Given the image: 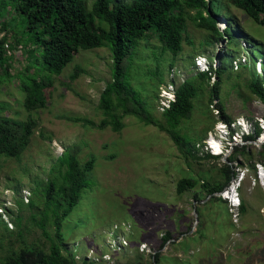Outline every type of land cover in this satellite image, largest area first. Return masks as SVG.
I'll use <instances>...</instances> for the list:
<instances>
[{"label": "rangeland", "instance_id": "obj_1", "mask_svg": "<svg viewBox=\"0 0 264 264\" xmlns=\"http://www.w3.org/2000/svg\"><path fill=\"white\" fill-rule=\"evenodd\" d=\"M212 7L219 15L217 28L222 30L226 19L228 31L239 43L237 51L230 49L234 53L232 60H229L230 50H226V36L211 40L209 31L196 27L186 15L182 48L174 57L168 51L159 55V42L148 34V38L140 41L142 44H136L122 61L124 68L128 67L126 80L137 86L147 111L160 120V112L174 100L175 86L200 68L206 70L210 66L214 70L219 66L218 55L224 54L227 66L221 73L217 97L211 96L208 102L206 91L215 78L207 75L208 82L203 83L202 93L192 99L190 115L179 123V133L200 136L192 142V154L201 157L199 159L183 158L163 130L143 124L131 115L121 118L122 127L118 131L109 126L98 127L101 119H108L98 107V95L110 80L109 48L80 49L59 73L48 71L41 63L33 32L25 29L22 17L9 7L0 9L2 19L7 23L3 52L7 55L11 51L5 66L8 77L3 74L4 66L0 67V117L21 120L29 116L35 122L19 159L0 160V256L20 244L16 235L18 230L25 243L44 249L48 247V240L29 220L35 210L16 209L14 200L20 198L27 202L33 185L46 181L53 160L65 147L74 146L81 160L88 155L95 158L89 174L91 186L80 192L77 204L67 216L71 223L76 221L61 226L62 230L65 226L64 244L78 264H125L136 253H140L142 261L148 262L149 253L159 247L164 232H169L172 236L169 241L174 242L189 234L197 222L193 209L198 203L192 198L191 190L175 192L176 180L189 172L214 180L218 176L217 168L231 156L234 176L214 193L224 200L226 214L216 215L212 206L206 219L209 222L204 223L203 237L197 241L187 240L186 250L166 241L159 251L175 257V264H264V181L260 183L262 172L257 173V169L263 167L260 161L264 160V140L261 139L264 138V123L260 118L263 107L246 86L251 77L247 70L251 60L256 75L261 77L264 73L263 58L258 57L260 54L255 48L264 47V25L252 21L227 0H213ZM2 33L0 31V36ZM5 42L11 46L5 47ZM143 43L148 44L147 48ZM197 56L203 57L199 59L200 68L194 61ZM171 59L172 65L168 67L167 62ZM239 63L246 69L240 68ZM75 71L76 76L70 78ZM161 77L162 82L156 87ZM32 78L48 79L51 83L44 89V105L26 110L24 92L19 85ZM219 102L226 106V115H230L229 126L236 119L247 131L257 126L260 130L257 138L245 140L236 136L230 145L226 133L228 126L225 123L223 128L216 125L223 123L217 109ZM73 118H86L94 125H85ZM221 130L226 132L222 134ZM234 131H239L238 127L234 126ZM206 141L217 147L211 144V152L206 150ZM219 145L226 147L221 155L202 158L205 153L213 155ZM233 145L238 149L245 146L247 152L235 151ZM237 181L236 195L244 202L243 212L238 206L229 204V200L233 205L239 204L234 202L236 195L232 191L230 194L227 191L229 198L224 199L226 188ZM13 186L19 189L16 193L11 189ZM15 214L20 215L19 221L14 220ZM35 216L39 217L38 214ZM3 225L7 230L1 232ZM45 225L52 234L50 222ZM75 225V229L71 228ZM128 237L137 242L129 244Z\"/></svg>", "mask_w": 264, "mask_h": 264}, {"label": "trees", "instance_id": "obj_2", "mask_svg": "<svg viewBox=\"0 0 264 264\" xmlns=\"http://www.w3.org/2000/svg\"><path fill=\"white\" fill-rule=\"evenodd\" d=\"M212 1L0 0V9L9 7L11 11L22 17L25 29L33 32V40L39 48L41 63L48 71L59 73L80 49L99 46L109 48L111 57L110 80L105 83L98 95V107L104 115L108 116V119H101L98 127L109 126L111 130L118 131L122 127L121 118L131 115L143 124H152L159 130H163L172 139L183 158L199 159L201 157H195L192 154V142L199 139L200 136L192 137L185 133H179V123L190 115L193 108L192 99L202 93L203 83L208 82L207 79L210 75L214 76L215 79L206 91L208 102L210 103L211 96L217 97L221 73L227 66L223 60L224 54L218 55L219 66L214 70L208 66V69H202L193 76L186 77L175 86L174 100L170 101L168 107L160 112V120L153 118L147 111L137 86L126 80L125 73L128 71V67L124 68L122 61L131 54L136 44L140 45L142 44L140 41L148 38V34L153 35L159 42V55L168 51L174 57L182 48V33L186 27V15L190 17L196 27L208 30V36L211 40L221 38L224 35L227 38L226 50L237 51L239 43L237 38L228 31L227 20H224L225 24L222 30L217 28L216 23L219 15L213 10ZM227 1L232 6L242 10L255 23L264 25V0ZM190 11L193 12L191 15L188 14ZM6 26L7 23L0 14V31H3L0 36V67L4 66L3 74L8 77L9 72L6 71L5 66L7 59H9L8 55L11 53L6 55L2 45L6 38ZM143 46L147 48L148 44L143 43ZM253 47L250 48L252 54H254ZM255 48L260 54L258 57L263 58L262 69L264 72V47L259 45ZM231 50L229 60H232L234 56ZM172 59L167 62L168 67H171ZM253 62L251 60V65L247 69L250 71L251 77L246 86L249 92L255 95L262 104L263 110L260 118L264 123V73L258 77L252 68ZM239 65L240 68L246 69L244 64L239 63ZM76 73L77 71L71 73L70 78H74ZM161 82L162 77L158 79L156 87ZM50 83L51 80L48 79L32 78L30 82H22L19 85L24 92L23 105L26 110H33L44 105L46 99L44 89L49 87ZM225 107L221 102L217 104L223 123L230 127V115L228 116L224 112ZM246 112L249 114L248 111ZM207 119L210 118L207 117ZM72 120L81 121L85 125H94L93 121L86 118H73ZM34 125L33 118L29 116L21 120L8 116L0 117V160L6 158L19 159L28 143ZM259 133V128L255 126L252 131L242 137L245 140H254ZM261 139L263 138L261 137ZM233 150L247 152L245 146L238 149L237 146L233 145ZM213 157L216 155L205 153L202 156V158ZM231 162H233L232 156L227 157L222 165L217 168V178L211 181L204 176H194L190 172L188 175L178 178L174 186L175 192L180 194L185 190H191L192 198L198 203L194 208L197 220L195 228L176 242L169 241L172 237L171 234L167 231L164 232L160 236L159 247L149 253L148 262L142 261L140 253H136L134 258L125 264L177 263L175 257L162 254L159 248L166 241H169L171 244H176L186 250L187 240L197 241L204 236V223L209 222L206 219L209 215L208 212L212 210V206L214 208L213 213L216 215L226 214V208L223 205L224 200L214 193L225 187L234 176ZM260 162L264 168V160ZM94 164V156L88 155L85 160H81L74 146H67L51 163L46 181L43 184L35 183L33 185L31 196L27 202H23L20 198L14 200L16 209L24 207L35 210L30 214L29 220L40 230V234L48 240L49 244L46 249L27 244L18 230L16 235L20 239V244L0 256V264H78L74 254L64 244L65 226L63 230L61 226L63 224L72 225L76 221L73 220L71 223L67 216L77 204L80 192L90 188L89 174ZM11 189L15 193L19 190L16 186ZM238 210L240 212L245 210L243 200L239 201ZM35 214H38L39 217L37 218ZM15 219L19 221L20 215L15 214ZM48 221L53 226L52 234L48 232L45 225ZM77 225L71 228L75 229ZM218 225L220 226V224ZM3 226L1 232L7 230L6 226ZM230 226L231 224H229ZM128 241L129 244L137 242L131 238ZM84 261L82 259L81 262L84 263ZM90 262L93 261L90 260ZM189 264L193 263L189 262Z\"/></svg>", "mask_w": 264, "mask_h": 264}, {"label": "clouds", "instance_id": "obj_3", "mask_svg": "<svg viewBox=\"0 0 264 264\" xmlns=\"http://www.w3.org/2000/svg\"><path fill=\"white\" fill-rule=\"evenodd\" d=\"M226 125V124H225ZM234 126H236V127H238V129H239V131H234V133H236V135L237 136H243V130L241 131V127L235 122V123H232L231 125H230V127H228V129H227V133H228V141L230 140V135L233 133L232 132V130L234 129ZM229 130V131H228ZM239 132V133H238ZM245 132H250L249 130L247 131V130H245ZM235 135V136H236ZM232 143L230 142V145H231ZM234 144V143H233ZM238 181H237V185H236V187H235V192H236V189L238 188Z\"/></svg>", "mask_w": 264, "mask_h": 264}, {"label": "built area", "instance_id": "obj_4", "mask_svg": "<svg viewBox=\"0 0 264 264\" xmlns=\"http://www.w3.org/2000/svg\"><path fill=\"white\" fill-rule=\"evenodd\" d=\"M8 43H6L5 42V44H4V46L5 47H8ZM15 51V50H14ZM9 53H11V51L9 52ZM203 57H201V56H197V57H195L194 58V61H195V64H196V67H198V68H200V60L199 59H202ZM199 70H202V68H200ZM161 91L164 93V92H166L164 89H161ZM165 94H169V93H165ZM168 96H165V98H167ZM168 99V98H167ZM163 104V103H162ZM238 202H239V200H238V197H237V195H236V202L235 203H237L238 204ZM229 204L231 205V206H235V207H237L238 205H233V201H231V200H229Z\"/></svg>", "mask_w": 264, "mask_h": 264}, {"label": "bare ground", "instance_id": "obj_5", "mask_svg": "<svg viewBox=\"0 0 264 264\" xmlns=\"http://www.w3.org/2000/svg\"><path fill=\"white\" fill-rule=\"evenodd\" d=\"M211 144H214V145H215V147H214V148H216V147H217V145H216L215 143H212V142H211ZM214 151H218V150H217V149H215Z\"/></svg>", "mask_w": 264, "mask_h": 264}, {"label": "snow or ice", "instance_id": "obj_6", "mask_svg": "<svg viewBox=\"0 0 264 264\" xmlns=\"http://www.w3.org/2000/svg\"><path fill=\"white\" fill-rule=\"evenodd\" d=\"M225 195H227V194H225ZM234 202H236V201H234Z\"/></svg>", "mask_w": 264, "mask_h": 264}, {"label": "water", "instance_id": "obj_7", "mask_svg": "<svg viewBox=\"0 0 264 264\" xmlns=\"http://www.w3.org/2000/svg\"><path fill=\"white\" fill-rule=\"evenodd\" d=\"M193 212H194V209H193Z\"/></svg>", "mask_w": 264, "mask_h": 264}]
</instances>
